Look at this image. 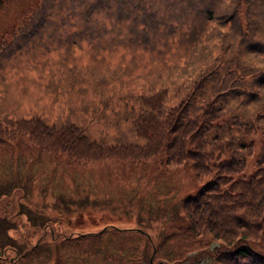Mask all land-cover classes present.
I'll return each mask as SVG.
<instances>
[{
	"label": "trees",
	"instance_id": "obj_1",
	"mask_svg": "<svg viewBox=\"0 0 264 264\" xmlns=\"http://www.w3.org/2000/svg\"><path fill=\"white\" fill-rule=\"evenodd\" d=\"M101 3L115 6L119 19L108 21ZM15 12L20 18L0 36V56L20 30L49 22L54 14L84 21L95 45L114 38L110 30L127 22L120 39L128 48L126 79L119 77L118 64L112 76L119 81L91 82L103 95L120 93L104 102L116 112L111 132L90 135L86 123H51L38 114L4 116L0 148L28 134L41 149L67 151L76 160L118 157L139 163L160 155L163 164L189 163L197 176L210 177L183 198L184 216L197 240H210L176 263L205 254L216 264H264V0H23ZM255 131L261 132L262 151L254 172L244 176L253 152L246 135ZM72 234L54 236L66 241L91 232ZM144 235L136 255L153 264L159 261L157 248L153 253L157 244L149 232ZM41 245L3 244L18 258ZM48 246L53 264L65 242Z\"/></svg>",
	"mask_w": 264,
	"mask_h": 264
},
{
	"label": "rangeland",
	"instance_id": "obj_2",
	"mask_svg": "<svg viewBox=\"0 0 264 264\" xmlns=\"http://www.w3.org/2000/svg\"><path fill=\"white\" fill-rule=\"evenodd\" d=\"M22 3L0 0V36L18 22L15 10ZM100 9L109 14L108 21L119 19L115 6L101 3ZM47 19L20 30L0 56V117L38 114L51 123H86L90 135L111 132L115 126L110 119L116 112L104 102L120 93L103 95L91 88V82L126 79L128 48L120 39L127 33V22L118 21L110 30L118 39L101 38L95 45L97 38L87 34L79 18L54 14ZM118 64L120 78L112 76ZM246 139L253 141V152L241 174L249 176L262 151L261 132ZM76 159L67 151L41 149L28 134L0 148V264H50L48 245L54 242H65V247L52 258L53 264H150L136 255L147 232L157 244L153 253L157 248L159 261H153L152 253L153 264H216L205 254L176 263L210 240H197L182 208L183 198L195 194L210 175L197 176L186 162L163 164L160 155L139 163L118 157ZM58 231L91 234L64 241L62 236L55 238ZM36 241L42 245L28 249L23 258L13 247L3 246L18 243L22 249Z\"/></svg>",
	"mask_w": 264,
	"mask_h": 264
},
{
	"label": "water",
	"instance_id": "obj_3",
	"mask_svg": "<svg viewBox=\"0 0 264 264\" xmlns=\"http://www.w3.org/2000/svg\"><path fill=\"white\" fill-rule=\"evenodd\" d=\"M151 259H152V257H151Z\"/></svg>",
	"mask_w": 264,
	"mask_h": 264
}]
</instances>
